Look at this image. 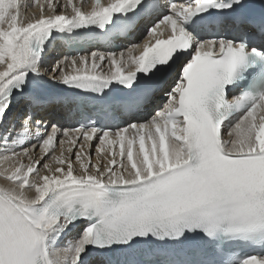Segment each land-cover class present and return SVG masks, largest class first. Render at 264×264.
Segmentation results:
<instances>
[{
    "label": "snow or ice",
    "instance_id": "6c2138e0",
    "mask_svg": "<svg viewBox=\"0 0 264 264\" xmlns=\"http://www.w3.org/2000/svg\"><path fill=\"white\" fill-rule=\"evenodd\" d=\"M246 7L0 0V264H264V11ZM141 20L150 39L120 47Z\"/></svg>",
    "mask_w": 264,
    "mask_h": 264
},
{
    "label": "bare ground",
    "instance_id": "6f19581e",
    "mask_svg": "<svg viewBox=\"0 0 264 264\" xmlns=\"http://www.w3.org/2000/svg\"><path fill=\"white\" fill-rule=\"evenodd\" d=\"M29 2H30V0H29ZM38 11H39L38 8H30V9H28L27 10V18H31L32 15L38 14ZM68 13L70 14V9L68 10ZM22 15H24V10H22ZM45 77L47 78V76H45ZM173 78H174V75H172L171 78L168 80V83L170 82L171 85H174L175 84V82H172V79ZM170 84H168L166 87L167 88H170V86H169ZM162 104H164V103L162 102ZM23 108H24V105L21 103L20 108L16 112V115H17V118L18 119L24 115V113L22 112V109ZM57 109H58L57 107L56 108L50 107L46 111L49 112V113H57L56 112ZM43 114H44V112H42L41 115H43ZM89 149L90 148H86L85 151L86 152H90L92 162H95L98 154L96 153V151L93 153ZM56 154L59 155V144H57V146H56ZM24 162L27 163V160H25ZM2 186H6V185H5V182L3 181V179H0V187H2Z\"/></svg>",
    "mask_w": 264,
    "mask_h": 264
}]
</instances>
